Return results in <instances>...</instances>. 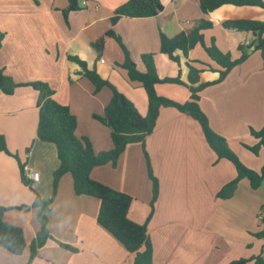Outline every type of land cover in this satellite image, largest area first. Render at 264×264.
<instances>
[{"label": "crops", "instance_id": "crops-1", "mask_svg": "<svg viewBox=\"0 0 264 264\" xmlns=\"http://www.w3.org/2000/svg\"><path fill=\"white\" fill-rule=\"evenodd\" d=\"M126 1L77 0L79 10L69 12L65 21L61 11L67 0H0V31L4 34L0 69L17 84L45 83L52 98L76 118L75 136L88 139L95 153L109 151L113 147L109 129L92 114H102L111 91L102 87L94 93L91 82L67 56H76L88 69H95L144 116L145 91L119 66L124 51L106 33L111 30L119 37L137 70H145L141 56L153 54L159 77H174L179 69L180 80L187 83L185 62L191 60L202 69L197 82L202 84L219 76L213 71L218 66L203 48L195 45L187 57L176 51L178 67L159 52V33L171 38L200 20L209 21L211 27L202 30L205 45L213 39L231 60L240 57L238 48L244 41L250 46L244 61L221 82L198 93V105L211 129L225 139L239 160L259 172L264 166V147L254 155L243 145H255L258 140L250 130L264 127V63L259 51L253 49L250 32L224 28L222 23H261L264 9L225 4L204 15L198 0H160L163 7L155 16L120 17L111 24L113 11ZM99 39L102 48L98 51L92 44ZM155 92L177 103L186 102L190 95L185 86L173 83H158ZM37 97L29 85L15 88L11 95L0 91V135L8 152H0V206L13 207L3 213V220L22 229L26 245L20 255L0 247V264L26 263L28 246L39 230L36 209L30 205L36 195L44 198L52 193V173L58 160L55 146L36 138ZM144 151L158 185L152 207ZM19 165L37 172L38 181L28 180L30 186L26 185ZM235 176L234 166L217 159L208 147L198 123L173 107L159 109L143 146L128 144L114 166H97L89 173L92 180L132 198L127 217L146 224L152 264H230L256 256L264 260V241L253 236L262 229L264 181L251 189L247 179H240L229 198L219 199L217 192ZM98 208L97 198L75 194L71 174H63L47 212L51 239L37 250L31 264H133V254L97 223Z\"/></svg>", "mask_w": 264, "mask_h": 264}, {"label": "trees", "instance_id": "trees-1", "mask_svg": "<svg viewBox=\"0 0 264 264\" xmlns=\"http://www.w3.org/2000/svg\"><path fill=\"white\" fill-rule=\"evenodd\" d=\"M67 7L62 10V15L66 21L67 15L71 11L79 10L77 0H67ZM202 14L206 15L214 9L230 4L234 6H256L264 9V0H198ZM160 0H127L118 6L110 18L114 24L120 17L140 18L155 16L162 10ZM224 28L236 29L239 31L250 32L254 36L252 41L253 49L259 51L262 63H264V22L251 20H231L222 23ZM211 27V23L200 20L191 29H183L175 36L168 38L159 33V52L179 67L178 57L174 55L180 51L187 57L189 50L199 44L205 51L208 58L218 66L213 70L218 72V79L214 82L197 84L198 74L202 69L196 68L187 60L185 65L188 69L187 83H183L179 76L178 69L174 77H159L157 74L154 55L144 54L141 56L144 71H139L130 59L128 52L122 46L119 37L111 30L106 35L117 40L124 51V61L119 66L126 70L127 76L131 81L141 84L147 97V110L141 116L133 104L119 93L107 80L102 79L95 69H88L85 62L76 56H67V59L80 67V74L87 78L94 87V93L102 87H108L111 97L103 109L101 115L92 114V118L109 129L112 142V149L109 151L95 153L91 143L86 138L75 136L76 118L69 112L66 106L57 103L52 98V90L42 82H31L28 84H17L10 77L3 74L0 69V91L5 95H11L15 88L19 86H31L38 94V122L36 128V138L41 142L52 143L56 149L58 165L52 173V193L49 197L35 196L30 205L36 209V220L39 230L28 246V258L25 264H31L37 254V250L48 240L51 239L47 230V212L56 191L59 178L70 173L73 182V191L77 195L92 196L99 200V208L96 216L97 223L110 233L129 253L133 254V264H152V248L147 236L146 224H138L128 219L127 213L132 198L122 192L113 190L89 177L92 168L105 164H116L118 156L125 147L131 143H140L143 146L144 138L151 133L161 107H173L181 113L188 114L195 120L203 134L208 147L215 153L217 159L229 161L235 168L236 176L233 180L226 183L217 192L219 199L229 198L236 184L240 179H247L251 189H257L264 181V166L259 172L247 168L239 158L229 149L225 139L215 133L208 122L207 117L200 110L198 105V93L205 87L221 82L225 76L246 58L249 47L239 46L241 55L236 60H231L228 53H222L211 39L209 45H205L202 30ZM4 34L0 31V47ZM96 50L102 48V40L99 39L92 44ZM203 65L202 62H197ZM158 83H173L185 86L189 90V99L184 103H177L168 98L157 95L155 85ZM250 135L258 140L253 146L243 145L247 150L256 155L261 147H264V127L260 130H250ZM0 152L8 153L5 140L0 135ZM146 161L147 177L151 182V201L152 207L158 193L157 180L152 175L148 158L144 151ZM22 167L19 165L21 178L26 185L30 182L25 180L22 175ZM17 208V207H15ZM22 208V207H18ZM28 208V207H26ZM13 207L0 206V247L12 255H20L25 249L23 231L17 226L7 224L3 220V213ZM261 213L264 214V204L261 205ZM262 229L253 233V236L264 241V216L260 219ZM61 247L74 250L67 245L58 243ZM253 261V264H264L260 256L251 259H239L230 264H245Z\"/></svg>", "mask_w": 264, "mask_h": 264}, {"label": "built area", "instance_id": "built-area-1", "mask_svg": "<svg viewBox=\"0 0 264 264\" xmlns=\"http://www.w3.org/2000/svg\"><path fill=\"white\" fill-rule=\"evenodd\" d=\"M243 46L249 47L250 42L249 41H244ZM100 62H103V60L100 59ZM22 175L25 178V180H29L31 182H37L39 179V174L37 172L32 171L27 165H24L22 167ZM264 216V214H260V218ZM259 218V219H260Z\"/></svg>", "mask_w": 264, "mask_h": 264}]
</instances>
